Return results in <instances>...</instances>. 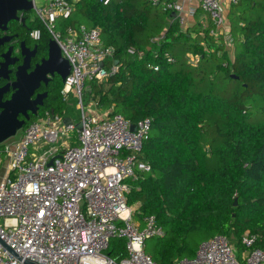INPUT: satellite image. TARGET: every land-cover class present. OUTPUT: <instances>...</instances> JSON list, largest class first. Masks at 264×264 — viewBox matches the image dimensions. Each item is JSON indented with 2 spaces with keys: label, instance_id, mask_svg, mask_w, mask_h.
<instances>
[{
  "label": "trees",
  "instance_id": "trees-1",
  "mask_svg": "<svg viewBox=\"0 0 264 264\" xmlns=\"http://www.w3.org/2000/svg\"><path fill=\"white\" fill-rule=\"evenodd\" d=\"M232 6L231 53L222 36L219 44L211 35L212 26L182 30L171 11L147 0H76L55 26L62 34L80 25L99 28L103 44L116 49L117 73L89 81L88 101L132 124L152 120L141 154L151 169L131 182L128 205L139 220L153 215L166 231L146 242L157 264L193 258L217 235L240 254L247 232L264 247V0ZM25 16L47 54L50 33ZM63 88L59 78L26 126L46 111H68ZM106 254L125 257V241L112 239Z\"/></svg>",
  "mask_w": 264,
  "mask_h": 264
},
{
  "label": "built area",
  "instance_id": "built-area-1",
  "mask_svg": "<svg viewBox=\"0 0 264 264\" xmlns=\"http://www.w3.org/2000/svg\"><path fill=\"white\" fill-rule=\"evenodd\" d=\"M32 1L36 19L71 65L64 101L76 98L82 115L76 123L67 113L46 111L23 128L17 141L0 145V264H157L145 252L146 242L165 237L166 231L153 215L136 220V208L128 205L131 182L151 169L141 154L152 120L132 124L121 114L86 112L87 83L117 73L116 49L103 44L99 28L80 25L66 34L55 29L61 18L72 14L76 0ZM147 1L171 11L172 22L182 30L200 7L212 22L211 35L221 32L231 42L224 0ZM240 2L229 0L230 5ZM32 35L39 38L40 31ZM89 102L97 107L94 99ZM59 141V146L47 148ZM114 238L125 241L121 259L106 254ZM258 241L257 234L245 233L239 256L232 240L217 235L202 243L195 257L173 264H264V247Z\"/></svg>",
  "mask_w": 264,
  "mask_h": 264
},
{
  "label": "water",
  "instance_id": "water-1",
  "mask_svg": "<svg viewBox=\"0 0 264 264\" xmlns=\"http://www.w3.org/2000/svg\"><path fill=\"white\" fill-rule=\"evenodd\" d=\"M34 3L32 0H0V30H7L11 21L20 20L23 13H29L33 10ZM24 22L25 19H22ZM11 38H0V46L8 42ZM11 48L4 54V61L0 64V78L8 79L9 67L15 65L16 61L9 59ZM30 62L25 59L24 63L17 68L16 80L0 87V145L16 136L17 133L26 126L32 116H37L40 106L43 105L41 96L38 95L32 99L36 90L41 86V82L48 81V75L61 77L65 82L67 76L71 72V65L62 55L58 43L50 39L48 42V59L43 60L42 64L29 72ZM13 87L15 92L11 98L4 101L3 95ZM20 115L24 119H20ZM66 124H70L69 118L65 119ZM81 128V124L77 125V129ZM131 130L135 131L136 126L131 125ZM237 205V200L235 201ZM31 264V263H28Z\"/></svg>",
  "mask_w": 264,
  "mask_h": 264
},
{
  "label": "flooded vegetation",
  "instance_id": "flooded-vegetation-1",
  "mask_svg": "<svg viewBox=\"0 0 264 264\" xmlns=\"http://www.w3.org/2000/svg\"><path fill=\"white\" fill-rule=\"evenodd\" d=\"M25 14L30 17L31 21L34 20L31 12L23 13L20 20L15 21L17 23L15 27L13 25L12 27L10 26V23L13 22L11 21L8 24L7 30H0V38H11L8 42L0 46V64L5 59L3 55L6 54L10 48L11 54L9 59L16 61L15 65L9 67V70L11 71L9 74V78H0V87H3L8 83H13L16 80L17 68L24 63L25 59H28L30 62L29 72L33 71L37 65L42 64L43 60L48 59V52L47 54H43V52L39 50L38 39H40L41 37L36 38L32 35L33 31L29 23L26 22ZM22 19H25V21L23 22ZM59 78L61 77L58 75H48V81H42L40 88L36 90L32 99H35L38 95H40L43 101V105L40 106L39 111L44 107L45 102L50 98V89L56 87ZM14 92L15 90L12 86H10V90L3 95V100L6 101L10 99ZM20 119H24V117L20 115ZM29 121H26V124Z\"/></svg>",
  "mask_w": 264,
  "mask_h": 264
},
{
  "label": "rangeland",
  "instance_id": "rangeland-1",
  "mask_svg": "<svg viewBox=\"0 0 264 264\" xmlns=\"http://www.w3.org/2000/svg\"><path fill=\"white\" fill-rule=\"evenodd\" d=\"M247 1H244V3H243V5L241 6V8L243 7V8H245L246 6H247ZM242 8V9H243ZM223 11H224V9H223ZM242 11V10H241ZM31 14H32V16H33V18H34V20H37L36 19V14H35V12L32 10L31 11ZM226 20H228L227 18H226ZM235 21L233 20V23H234ZM223 37V43H225L226 44V46H227V51L229 52V53H231V49H232V46H230V44L228 43V42H226V40H225V35L223 34V33H219V36H217L216 37V41L219 43V44H222L221 43V38L220 37ZM215 41V42H216ZM205 87V86H204ZM86 104H88L89 106H87L86 107V112H88V113H91V114H94V115H97V116H100L101 115V113H102V111H100L99 110V108L98 107H96L95 106V104H92V102L90 103L89 101H87L86 100ZM98 108V109H97ZM68 113V115L69 116H71L74 120H75V122L76 123H78L79 122V120H80V118H81V115H82V111H81V109H79L78 108V106H77V99L76 98H74L73 96H70L69 97V101H68V111H67ZM101 112V113H100ZM78 130V129H77ZM77 130L75 131V132H71V134H70V138L71 137H73V138H75L76 137V135H77ZM22 132H23V129L22 130H20L18 133H17V135L16 136H14V137H12L11 139H9L8 141H6V143H13V142H15V141H17L19 138H20V136H21V134H22ZM59 144H60V141L59 142H57V143H54V144H51L50 146H48L47 148H50V147H52V146H59ZM3 170H1L0 171V179L3 177ZM135 217V219L136 220H138L139 221V218L137 217V215H135L134 216ZM150 245H152V242H150ZM237 250V249H236ZM237 253H238V255L240 254V252L237 250ZM243 253V252H242ZM241 253V254H242ZM240 254V255H241Z\"/></svg>",
  "mask_w": 264,
  "mask_h": 264
},
{
  "label": "crops",
  "instance_id": "crops-1",
  "mask_svg": "<svg viewBox=\"0 0 264 264\" xmlns=\"http://www.w3.org/2000/svg\"><path fill=\"white\" fill-rule=\"evenodd\" d=\"M187 7H189V4H187ZM233 7L234 6L230 5L229 0L223 1L222 8L224 9L225 17L228 19L227 20L228 21L227 25H228V29H229L228 37L231 39H232L231 28L233 27L232 18H233V16H235V9H233ZM194 26H197L200 29H208V28H211V26H212V22H211L210 18L203 13V11L201 10L200 7L195 8V14L189 15L188 24L186 25L185 31H187L189 28H192ZM66 113H68V112H66ZM103 114H105V113L102 112L100 116H102Z\"/></svg>",
  "mask_w": 264,
  "mask_h": 264
}]
</instances>
